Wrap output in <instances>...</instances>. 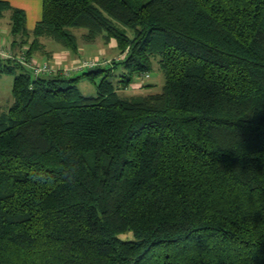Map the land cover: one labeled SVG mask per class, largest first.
Masks as SVG:
<instances>
[{
	"label": "trees",
	"instance_id": "obj_1",
	"mask_svg": "<svg viewBox=\"0 0 264 264\" xmlns=\"http://www.w3.org/2000/svg\"><path fill=\"white\" fill-rule=\"evenodd\" d=\"M8 9L29 54L83 28L123 56L81 75L96 95L4 61L0 264H264V0H43L32 30ZM155 57L162 90L123 95Z\"/></svg>",
	"mask_w": 264,
	"mask_h": 264
},
{
	"label": "rangeland",
	"instance_id": "obj_2",
	"mask_svg": "<svg viewBox=\"0 0 264 264\" xmlns=\"http://www.w3.org/2000/svg\"><path fill=\"white\" fill-rule=\"evenodd\" d=\"M11 4L14 6H20L25 8L28 14V26L30 28H33L35 23L41 19L40 17L42 16V7H43V0H10ZM11 15H12V10H7L4 13V17L1 19L0 22V30L4 29L7 32V36L9 39H11L12 35L10 32V21H11ZM7 28V29H6ZM73 31L77 34L78 40H79V48L80 46L84 45H91L92 48H88L85 50L84 53H81L82 56L77 57L75 60H80L81 58H92L93 60H102L104 63L110 62L113 58H121L123 55L120 53L119 48L115 43L112 41L106 42L102 36L98 38L95 42L92 43H85L86 41L83 38L84 32H86V29L83 28H72ZM52 40V39H51ZM85 41V42H84ZM54 42V41H53ZM57 44L56 42H54ZM60 47H63V50L60 52H56L51 56L49 59H42L40 57L41 53H44L43 49L37 51L34 53L36 57L40 60H50V61H57L56 63H60L64 61V59L68 58L70 52H78L79 48L77 51L75 50H70L62 46L61 44H58ZM101 47H104L107 49L105 52L102 50ZM40 52V54H39ZM74 61V60H73ZM72 63V62H71ZM4 61L3 59H0V68L3 67ZM70 65V64H69ZM112 64H103L102 67L103 69H110L112 68V75L109 77L112 80L117 81L120 78L121 71L117 67H112ZM88 69L81 71L79 73V81L77 82L78 87L82 90V92L85 95H96L97 93V83L102 79L101 77L104 76V72L99 73L94 79L89 78L87 76H81L84 72H87ZM20 72V69L15 68L14 72H6V71H1L0 70V108L2 110H8L9 107L11 106L13 102V94H12V88H13V81L14 77L17 73ZM149 77L146 78V76H143L141 78L143 84H145L143 87L144 88H132L128 89L127 91H123V95H139L141 93H154V92H159L162 90V87L164 85V75L163 71L160 68L159 64V57H155L153 59V66L152 70L149 72ZM146 88V89H145ZM145 91V92H144ZM122 238H132L133 235L130 232L122 233L120 235Z\"/></svg>",
	"mask_w": 264,
	"mask_h": 264
},
{
	"label": "built area",
	"instance_id": "obj_3",
	"mask_svg": "<svg viewBox=\"0 0 264 264\" xmlns=\"http://www.w3.org/2000/svg\"><path fill=\"white\" fill-rule=\"evenodd\" d=\"M0 59H3L7 63H17L26 67L34 77L56 73L70 76L74 72H79L104 63V61L99 59L97 61L92 58H81L80 60L72 62L70 65H63L62 62L56 63L57 61L40 60L36 55L29 54L27 46L24 48H16L9 41L0 44ZM147 76H149V73L146 74Z\"/></svg>",
	"mask_w": 264,
	"mask_h": 264
},
{
	"label": "crops",
	"instance_id": "obj_4",
	"mask_svg": "<svg viewBox=\"0 0 264 264\" xmlns=\"http://www.w3.org/2000/svg\"><path fill=\"white\" fill-rule=\"evenodd\" d=\"M14 6V5H13ZM15 7H20V6H15ZM21 8H23V7H21ZM25 9V8H24ZM27 12V11H26ZM4 17V16H3ZM2 17V18H3ZM0 22H1V20H0ZM10 23V22H9ZM37 23V22H36ZM36 23H35V25H36ZM35 25H34V27H35ZM27 26H28V14H27ZM33 27V28H34ZM28 28L30 29V30H32L33 28H30L29 26H28ZM7 29V28H6ZM10 29V28H9ZM7 32L8 31H5L4 29H1L0 30V44L1 43H3V42H10V39H9V37L6 35L7 34ZM41 43H43L44 44V53H41V55H40V57L42 58V59H49V58H51V56L53 55V54H55L56 52H60V51H62L63 50V47H60L59 45H58V43L57 44H55L54 42H53V40H51L50 38H47V37H42L41 38ZM85 42V41H84ZM85 43H92V42H85ZM90 49V48H92V46L91 45H84V46H80V48H79V51L78 52H70L69 53V56H68V58H66V59H64V61H62V64L63 65H69V64H71V62H74V61H76L75 59H77V57H81L82 56V54L81 53H84L85 52V50L86 49ZM102 48V50H104L105 52L107 51V49L106 48H104V47H101ZM39 54H40V52H39ZM75 58V59H74ZM74 60V61H73ZM76 73H78V72H76Z\"/></svg>",
	"mask_w": 264,
	"mask_h": 264
},
{
	"label": "water",
	"instance_id": "obj_5",
	"mask_svg": "<svg viewBox=\"0 0 264 264\" xmlns=\"http://www.w3.org/2000/svg\"><path fill=\"white\" fill-rule=\"evenodd\" d=\"M90 71L92 70V68L89 69Z\"/></svg>",
	"mask_w": 264,
	"mask_h": 264
}]
</instances>
